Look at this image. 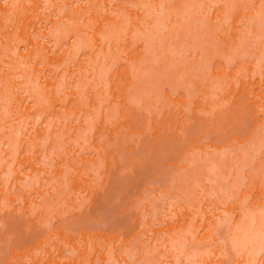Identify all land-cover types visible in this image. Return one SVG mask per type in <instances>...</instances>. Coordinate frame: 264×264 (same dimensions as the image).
Returning <instances> with one entry per match:
<instances>
[{
	"label": "rangeland",
	"instance_id": "1",
	"mask_svg": "<svg viewBox=\"0 0 264 264\" xmlns=\"http://www.w3.org/2000/svg\"><path fill=\"white\" fill-rule=\"evenodd\" d=\"M0 264H264V0H0Z\"/></svg>",
	"mask_w": 264,
	"mask_h": 264
},
{
	"label": "bare ground",
	"instance_id": "2",
	"mask_svg": "<svg viewBox=\"0 0 264 264\" xmlns=\"http://www.w3.org/2000/svg\"><path fill=\"white\" fill-rule=\"evenodd\" d=\"M254 232H255V231H254ZM254 235L256 236V235H257V233H256V234L254 233ZM256 238H258V237H256ZM255 240H257V239H255Z\"/></svg>",
	"mask_w": 264,
	"mask_h": 264
}]
</instances>
